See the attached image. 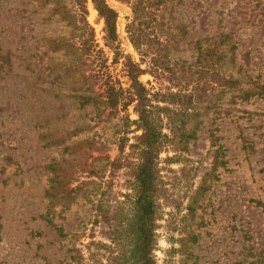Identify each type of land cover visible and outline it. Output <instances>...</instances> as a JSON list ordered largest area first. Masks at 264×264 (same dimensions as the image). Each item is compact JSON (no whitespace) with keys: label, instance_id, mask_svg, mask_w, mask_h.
<instances>
[{"label":"rangeland","instance_id":"1","mask_svg":"<svg viewBox=\"0 0 264 264\" xmlns=\"http://www.w3.org/2000/svg\"><path fill=\"white\" fill-rule=\"evenodd\" d=\"M158 1L164 2L163 24L172 28L169 61L157 60L161 75L151 65L140 80L148 89L160 85L165 93L176 92L177 73L186 64L205 73L194 75L186 88L196 103L180 105L193 109L192 116L179 119L195 130V139L179 159L159 164L157 264H249L264 246V0ZM1 2L0 264L109 261L117 254L116 224L125 208L119 203L128 201L133 181L131 160L118 153L121 122L97 118L93 106L80 108L74 96L82 83L78 78L75 85L67 73L63 51L42 55L40 39L63 27L55 24L50 6L41 8L38 0ZM106 2L118 14L116 51L138 61L126 34L130 5ZM86 7L103 51L93 67L126 88L125 72L105 46L91 0ZM224 35L229 38L223 42ZM127 114L136 118L131 107ZM48 133L59 135L57 143L51 144ZM54 180L61 183L63 199L54 195ZM124 237L117 245L127 249V230Z\"/></svg>","mask_w":264,"mask_h":264},{"label":"trees","instance_id":"2","mask_svg":"<svg viewBox=\"0 0 264 264\" xmlns=\"http://www.w3.org/2000/svg\"><path fill=\"white\" fill-rule=\"evenodd\" d=\"M38 1L41 8L50 6V15L57 17L55 24L63 25L61 33L46 32L40 39V42L43 41L44 43L42 55L45 56L47 51H63L65 53L68 59L67 73L72 76L75 85L79 81L78 78H80L79 83H82L78 88L81 89V93L74 96L78 105L80 108L93 106L99 119L117 118L121 122L123 132L119 133L117 138L118 153L124 157V161L126 158L131 160L132 192L126 195L128 196L126 203H119L124 204L125 208L120 207L118 216L121 217L116 224V228L118 226L120 230L116 241L114 240L117 254L110 259L114 260L115 263L109 262L110 260L107 261L108 258L103 259V262L100 258V261L91 260L92 264H157L155 253L158 249L157 231L161 220L159 200L163 192L159 164L161 161L171 162L179 159L182 154L188 151V142L195 139V130L186 129L185 123L180 120L192 116L193 109L190 106L183 109L180 105L184 104V101L191 106L196 103L194 93L192 90L187 91L186 88L194 79V75L202 76L205 72H203V68L195 70L193 63L183 66L178 73L176 72L178 75L177 80H175L177 81L175 87L178 89L176 92L165 93L160 85L154 91L148 89L140 80L142 76L150 73L151 65L155 66L154 70L157 75H161L159 74L161 67L157 60L169 58L167 46L173 35L171 33L172 28L163 24L162 9H164V2L162 1L126 0L132 12L131 19L126 25V34L139 57L138 61H134L131 56L116 51L118 40L116 32L117 12L107 4L106 0H91L97 17L103 23L105 46L113 50L114 63H119L125 72L128 81L126 88L119 81H112L106 70L100 71V68L95 70L93 67L96 59L103 57V51L99 49L94 38V30L88 23L86 0ZM1 7L2 2L0 0ZM222 38L224 42L229 36L224 35L221 36V40ZM219 58L222 59L223 56ZM39 61L41 62V60ZM179 72L181 75L184 74L185 82L180 83ZM230 83L235 84L236 82L231 80ZM242 96L247 98L250 95L248 92H243ZM174 103H177L174 108L168 106ZM130 107L136 117L135 119H130V115L127 114ZM121 112L126 114L121 115ZM131 127L133 129L129 130ZM76 131L78 129L73 130V132ZM128 134L133 136L129 138ZM45 136L51 144H55L59 140V135L56 133H53V136L51 133ZM126 148L128 153L125 154ZM162 153L167 155L164 159L160 157ZM169 153L174 155L169 156ZM114 162H111V165ZM52 169L55 171L54 167ZM54 183L58 185L54 188V195L58 194L59 198L63 199L64 190H61L59 186L61 183L58 180H54ZM54 195L49 192L46 193L48 198L56 200L55 197L58 196ZM106 212V210L103 211L107 214ZM43 219L51 225L49 219L44 216ZM55 229L59 238L66 237L61 227ZM126 230L128 236L127 249L123 247L124 244L122 246L117 245L124 236V239L126 238ZM99 245L102 246V244ZM69 252H73L72 249ZM71 257L77 259L74 255ZM254 258L255 260L249 264H264V246L258 254H254ZM79 259L81 260V258Z\"/></svg>","mask_w":264,"mask_h":264}]
</instances>
